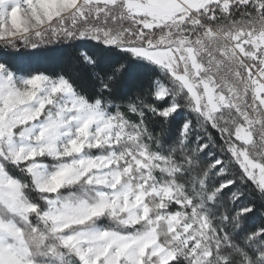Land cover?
<instances>
[{
  "label": "snow or ice",
  "instance_id": "1",
  "mask_svg": "<svg viewBox=\"0 0 264 264\" xmlns=\"http://www.w3.org/2000/svg\"><path fill=\"white\" fill-rule=\"evenodd\" d=\"M0 264H264V0H0Z\"/></svg>",
  "mask_w": 264,
  "mask_h": 264
},
{
  "label": "trees",
  "instance_id": "2",
  "mask_svg": "<svg viewBox=\"0 0 264 264\" xmlns=\"http://www.w3.org/2000/svg\"><path fill=\"white\" fill-rule=\"evenodd\" d=\"M62 57L63 50L56 48L51 51L41 53L39 55V63L43 67H56L61 62Z\"/></svg>",
  "mask_w": 264,
  "mask_h": 264
}]
</instances>
